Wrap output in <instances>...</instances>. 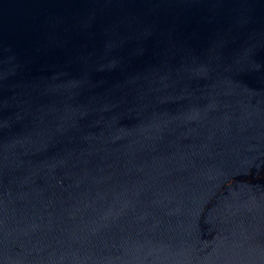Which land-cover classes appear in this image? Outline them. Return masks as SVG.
<instances>
[{
    "label": "water",
    "instance_id": "95a60500",
    "mask_svg": "<svg viewBox=\"0 0 264 264\" xmlns=\"http://www.w3.org/2000/svg\"><path fill=\"white\" fill-rule=\"evenodd\" d=\"M0 264H264V0H0Z\"/></svg>",
    "mask_w": 264,
    "mask_h": 264
}]
</instances>
